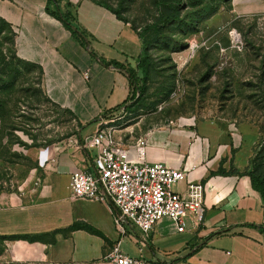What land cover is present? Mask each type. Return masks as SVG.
<instances>
[{
	"label": "crops",
	"instance_id": "crops-1",
	"mask_svg": "<svg viewBox=\"0 0 264 264\" xmlns=\"http://www.w3.org/2000/svg\"><path fill=\"white\" fill-rule=\"evenodd\" d=\"M244 5L234 0V9ZM56 10L59 16L53 14ZM0 20L13 32L16 58L39 69L42 93L76 125L75 135L27 152L35 167L22 196H0V236L39 239L18 242L17 261L106 264V255L119 241L128 256L159 264H264V234L246 226L264 224L262 199L242 175L253 135L233 132L231 122L196 116L163 125L140 119L122 130L113 128L130 160L137 159L133 146L143 138L147 162L187 169L188 182L203 186L199 226L187 219L185 231L178 233L173 222L162 218L144 236L124 223L121 238L114 224L119 214L111 202L72 200L70 176L94 171L96 149L85 146L87 141L102 129L107 111L122 106L114 115L130 103L128 78L112 63L136 66L142 52L137 33L96 0H0ZM190 118L193 125L187 124ZM173 190L185 193L186 182Z\"/></svg>",
	"mask_w": 264,
	"mask_h": 264
},
{
	"label": "rangeland",
	"instance_id": "rangeland-1",
	"mask_svg": "<svg viewBox=\"0 0 264 264\" xmlns=\"http://www.w3.org/2000/svg\"><path fill=\"white\" fill-rule=\"evenodd\" d=\"M97 1L121 7L138 32L157 19L156 0ZM181 1L179 22L144 34L151 68L139 103L105 120L119 130L140 119L154 125L182 116L231 122L233 132L256 138L249 168L264 137V0H239L243 9H234V0ZM10 40L12 32L1 30L0 79L10 71L15 79H5L0 90V196H22L35 167L27 152L75 135L76 125L46 99L39 69L18 60ZM21 241L31 243L0 239V264H26L15 259Z\"/></svg>",
	"mask_w": 264,
	"mask_h": 264
},
{
	"label": "built area",
	"instance_id": "built-area-1",
	"mask_svg": "<svg viewBox=\"0 0 264 264\" xmlns=\"http://www.w3.org/2000/svg\"><path fill=\"white\" fill-rule=\"evenodd\" d=\"M182 120V119H179ZM85 146L96 149L94 171H76L70 176L71 199L104 203L111 202L118 216L114 220L118 235L126 231L124 223L148 236L162 218L173 222L178 233L186 229L187 219L195 226L203 221V186L189 181L187 169H175L161 162L146 161V140L134 143L137 159H129L113 136L107 120ZM193 125V118L187 120ZM171 125H174L171 122ZM234 127V125H232ZM186 182L187 190L181 194L173 190L176 184ZM37 185V183H35ZM106 264H159L141 257H130L115 243L105 257ZM162 264V263H160Z\"/></svg>",
	"mask_w": 264,
	"mask_h": 264
},
{
	"label": "trees",
	"instance_id": "trees-1",
	"mask_svg": "<svg viewBox=\"0 0 264 264\" xmlns=\"http://www.w3.org/2000/svg\"><path fill=\"white\" fill-rule=\"evenodd\" d=\"M97 1V0H96ZM100 4L106 6L109 8L118 19L121 21L128 23L124 18L121 16V7H118L117 9L112 8L109 6L107 3L100 2ZM182 1L181 0H156V8H157V19L155 22L144 29L143 31H136V27L134 25H131V28L137 33L141 44H142V52L140 56L137 59L136 66L134 68H124L122 65L117 64V63H112V65L121 71H123L129 81V86H130V99L129 101L136 100L135 103L129 108L126 106L125 109H131L133 108L136 104L139 103V98L144 92V82L149 78L150 74V68L151 65L149 63V51L151 47V43H148L144 37V34L146 31L155 29L158 32L163 31L166 28H169L176 22L180 21V10L182 9ZM54 15L59 16V11L56 10ZM67 15H65L64 22L66 23L68 28H71L69 24H67L66 21ZM3 29H8L10 32L12 30L10 27L2 20H0V31ZM76 36H78L80 39H85L84 36L80 33L74 30L73 32ZM161 35V34H160ZM10 43L13 47V32H12V40H10ZM138 72L142 75V78L138 76ZM9 79L14 80L15 76L13 72H9V74H5L4 79H0V90H3L2 88L4 87L5 81ZM144 82H143V81ZM141 84V85H140ZM1 106V103H0ZM122 106H118L117 108H114L113 110L107 111L103 116L102 119H105L112 115L114 112H117L121 110ZM1 111V107H0ZM2 113V112H1ZM263 134H264V128H263ZM218 173L220 174H226L224 171L219 170ZM236 173V172H235ZM245 176H248L251 181V187L252 189L259 194V196L262 199L263 206H264V137L261 140L259 149L254 155V158L250 162V167L247 168V170L242 174ZM246 226L250 227H255L257 228L262 234H264V224L262 225H254V224H247ZM0 239H14V240H29L30 242H35L36 240H39L38 238H31L27 239L25 237H6V236H0Z\"/></svg>",
	"mask_w": 264,
	"mask_h": 264
}]
</instances>
